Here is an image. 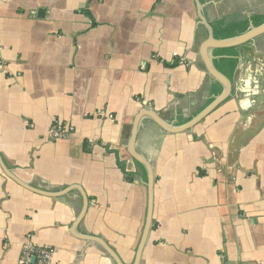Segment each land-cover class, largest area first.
I'll return each mask as SVG.
<instances>
[{"label": "crops", "instance_id": "1", "mask_svg": "<svg viewBox=\"0 0 264 264\" xmlns=\"http://www.w3.org/2000/svg\"><path fill=\"white\" fill-rule=\"evenodd\" d=\"M254 14L264 0H0V264H117L85 236L136 264L150 171L130 148L153 176L138 264H264V22L203 49ZM220 48L230 90L183 128L225 89Z\"/></svg>", "mask_w": 264, "mask_h": 264}, {"label": "water", "instance_id": "2", "mask_svg": "<svg viewBox=\"0 0 264 264\" xmlns=\"http://www.w3.org/2000/svg\"><path fill=\"white\" fill-rule=\"evenodd\" d=\"M263 26H264V24H263ZM251 28L252 27H250V29L247 32H245L244 34H242V35H238V36H235V37H232V38H227V39H222V40H219V39L214 38L213 33H211L210 38H209V40L207 42H205V44L203 46V49L205 51V49H209L211 47H216V46L224 47V46H229V45L235 44L236 42L242 40L249 33H251V31H250V30H252ZM208 67H209L210 72L215 77H217L221 82L223 81L222 83H224L225 89H224V91L219 96H217V98L215 99V101L211 105H209L196 118H194L193 120H191L190 122H188L187 124H185V126H183V128L189 127V126L193 125L194 123L200 121V119L203 116H205L215 104H217L220 100H222V99H224L226 97L227 91L230 90V80H229V78L227 76H225L223 73H221L216 68V66L214 65V63L212 61L209 62ZM134 134H135V131L133 133V138H134ZM130 151H131L132 155L138 161H140L141 163H143L149 169V171H150V176H149V206H148V218H147V223H146L145 231H144V234H143V238L141 240V243H140V246H139V249H138V253H137V258H136V261L137 262H136V264H138V261L140 259V256H141V253H142V250H143V246H144L145 241H146V238H147V234L150 231L151 223H152L153 201H154L153 176H152V173H151V171H152L151 170V165L147 161V159H145L144 157H142L141 155H139L138 153H136L133 148L132 149L130 148ZM88 205H89V203H88V200H87L86 203H85V207H84L82 213L80 214V217H79L77 223L75 224V228L79 225V223L83 219L84 215L86 214L87 209H88ZM84 239H90V240H94V241L100 243L103 246V248L115 259V261L117 262V264H123L121 258L118 256V254L103 239H101L99 237H95V236H85ZM34 259H35V257L33 258V260Z\"/></svg>", "mask_w": 264, "mask_h": 264}, {"label": "trees", "instance_id": "3", "mask_svg": "<svg viewBox=\"0 0 264 264\" xmlns=\"http://www.w3.org/2000/svg\"><path fill=\"white\" fill-rule=\"evenodd\" d=\"M263 22L264 14H254L250 18L230 22H226L225 19H219L212 23L214 38L222 40L242 35L250 29L251 24L260 26ZM232 49L233 48H220L217 52L215 51L217 55L222 56L215 61V64L218 70L228 78H233L238 63L236 54L230 53ZM177 63L178 62H175L172 66H175ZM221 90V86L218 85L214 94L219 95Z\"/></svg>", "mask_w": 264, "mask_h": 264}, {"label": "built area", "instance_id": "4", "mask_svg": "<svg viewBox=\"0 0 264 264\" xmlns=\"http://www.w3.org/2000/svg\"><path fill=\"white\" fill-rule=\"evenodd\" d=\"M74 130L71 124H63L60 122H55L49 130V135L60 138L69 135Z\"/></svg>", "mask_w": 264, "mask_h": 264}, {"label": "rangeland", "instance_id": "5", "mask_svg": "<svg viewBox=\"0 0 264 264\" xmlns=\"http://www.w3.org/2000/svg\"><path fill=\"white\" fill-rule=\"evenodd\" d=\"M231 15H232V13H231ZM238 17V16H237Z\"/></svg>", "mask_w": 264, "mask_h": 264}]
</instances>
